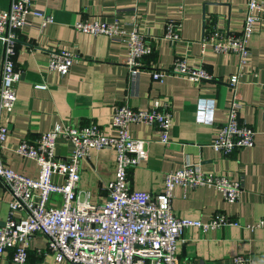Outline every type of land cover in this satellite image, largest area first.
Listing matches in <instances>:
<instances>
[{
    "label": "crops",
    "instance_id": "obj_1",
    "mask_svg": "<svg viewBox=\"0 0 264 264\" xmlns=\"http://www.w3.org/2000/svg\"><path fill=\"white\" fill-rule=\"evenodd\" d=\"M247 0H31L30 8L52 17L42 25L39 16L28 14L18 32L13 57L19 76L13 109L0 110V124L8 127L1 150L3 161L14 171L36 178L38 165L19 155L20 140H35L54 125H85L94 122L109 132L114 105L127 102L145 109L151 99L160 97L172 107L170 142L159 141L156 129L144 123L130 125L133 137L147 141V159L129 170L135 190L161 192L166 172L185 162L198 163L204 171L240 178L243 191L238 201H225L213 187H175L174 214L182 219L208 221L224 213L238 221L202 232L189 226L177 242L179 261L190 264H232V257L245 255L264 264V227H246L264 217V31L255 32L248 41L249 63L238 84L243 104L240 118L254 130V145L222 155L210 147L214 127L227 117L232 90L226 79L237 69L235 54L204 50L201 39L216 26L222 31L238 32L244 19ZM10 0H0L7 8ZM118 16L125 26L137 21L146 33L153 52L144 58V69L130 75L126 65V46L106 35L77 31L74 24L86 18L111 19ZM180 22L182 41L173 44L162 38L168 22ZM0 39V75L2 67ZM53 49L77 53L65 75L50 71L48 54ZM176 54H184L189 64L203 65L213 75L211 81L195 82L179 76L153 80L150 70L170 67ZM150 69V70H149ZM255 73V74H254ZM71 144L56 140V153L68 156ZM78 187L89 194L91 202L106 199L105 184L114 178L115 159L111 149L91 150L80 161ZM54 180H61L54 176ZM11 195L0 181V223L10 209ZM46 238L36 233L28 248L30 264H69L56 262L45 253ZM0 264H11V253L0 255Z\"/></svg>",
    "mask_w": 264,
    "mask_h": 264
},
{
    "label": "built area",
    "instance_id": "obj_2",
    "mask_svg": "<svg viewBox=\"0 0 264 264\" xmlns=\"http://www.w3.org/2000/svg\"><path fill=\"white\" fill-rule=\"evenodd\" d=\"M31 0H10L0 7V39L2 67L0 75V110L12 111L16 101L18 70L14 62L18 32L26 24L28 14L41 17L42 25L52 17L30 8ZM77 31L106 35L126 46V65L130 75L137 76L145 68L144 58L153 52L144 30L137 21L129 26L118 16L111 19L86 18L74 24ZM180 22L170 21L162 35L173 44L182 41ZM264 31V0H247L244 19L238 32L212 27L201 39L218 54H235L237 69L226 82L232 90L226 120L214 127L210 147L224 156L254 145V128L240 118L242 100L237 88L249 63L248 41L257 31ZM79 59L66 49H53L48 54V69L65 75ZM150 70V69H149ZM153 80L179 76L191 81H211L213 75L203 65L189 64L186 55L176 54L169 68L150 70ZM255 74V73H254ZM173 122L168 101L155 97L145 109L131 107L127 102L114 105L106 132L91 122L85 125H54L35 140L22 139L15 152L33 159L38 165L36 178L18 173L3 161L1 150L8 127L0 124V181L11 195L8 215L0 224V255L11 253V264H30L28 248L36 233L46 238L45 253L56 262L69 264H190L179 261L176 246L184 230L194 226L202 232L225 225H238L224 213H215L208 221L182 219L172 209L175 187H213L229 203L240 199L243 184L240 178L204 171L198 163L185 162L182 167L165 173L163 189L158 193L135 190L130 185L129 170L147 159V141L135 138L130 125L144 123L158 133L159 141L170 142ZM71 144L68 156L56 153V140ZM91 149L114 152L115 174L105 186L106 199L91 202L88 193L79 187L80 161L89 157ZM61 180H54L53 177ZM246 227H264V217ZM232 264H258L245 255L232 257Z\"/></svg>",
    "mask_w": 264,
    "mask_h": 264
},
{
    "label": "rangeland",
    "instance_id": "obj_3",
    "mask_svg": "<svg viewBox=\"0 0 264 264\" xmlns=\"http://www.w3.org/2000/svg\"><path fill=\"white\" fill-rule=\"evenodd\" d=\"M91 150H94V149H91ZM91 150H90V151H91ZM97 202H98V201H97ZM99 202H101V201H99Z\"/></svg>",
    "mask_w": 264,
    "mask_h": 264
},
{
    "label": "water",
    "instance_id": "obj_4",
    "mask_svg": "<svg viewBox=\"0 0 264 264\" xmlns=\"http://www.w3.org/2000/svg\"><path fill=\"white\" fill-rule=\"evenodd\" d=\"M0 224H3V223H0Z\"/></svg>",
    "mask_w": 264,
    "mask_h": 264
}]
</instances>
